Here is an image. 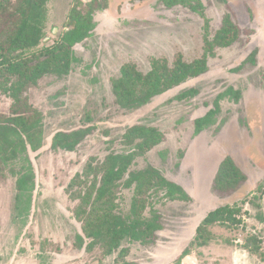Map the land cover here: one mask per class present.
<instances>
[{
  "label": "rangeland",
  "instance_id": "rangeland-1",
  "mask_svg": "<svg viewBox=\"0 0 264 264\" xmlns=\"http://www.w3.org/2000/svg\"><path fill=\"white\" fill-rule=\"evenodd\" d=\"M88 1L48 0L38 46L59 40L70 27V8L77 3L83 8ZM199 3V11H193L167 8L160 0H107L105 9L93 13L91 35L73 46L78 59L70 72L45 76L26 92L42 113L43 142L27 152L34 172L29 195L16 198L11 173L0 178V264H264V0ZM225 14L242 32L230 46L203 55L204 39L213 37ZM178 54L186 62L205 56V70L139 108L117 104L112 82L123 64L145 73L155 60L171 63ZM10 104L0 94V113H8ZM203 117L206 122L196 131L195 121ZM133 125L157 128L162 140L137 154L130 170L153 166L190 199L172 200L162 189L152 191L146 210L156 211L161 228L147 244L126 238L104 255L99 245L87 249V239L80 244L81 224L73 217L66 186L88 160L125 152L122 135ZM85 128L89 131L75 150L52 149L56 132ZM225 156L246 177L235 191L213 186ZM115 193L116 210L127 214L133 186L119 183ZM223 205L239 209L240 223L209 226L198 240L207 241L198 246L196 228ZM246 240L252 248L244 247ZM184 250L189 253L181 257Z\"/></svg>",
  "mask_w": 264,
  "mask_h": 264
},
{
  "label": "trees",
  "instance_id": "trees-1",
  "mask_svg": "<svg viewBox=\"0 0 264 264\" xmlns=\"http://www.w3.org/2000/svg\"><path fill=\"white\" fill-rule=\"evenodd\" d=\"M47 1L0 0V94L11 99L8 113H0V178L6 173L16 177L17 199L33 191L34 172L27 152L41 147L44 134L42 113L29 102L26 92L45 76L62 77L70 72L78 59L73 46L91 35L95 26L94 11L107 7V0H89L83 8H79L78 3L73 4L68 14L70 27L53 44L39 47L43 42ZM160 1L167 8L177 5L189 6L193 11L200 8L199 0ZM244 30L247 34L252 33ZM240 32L242 30L230 15L225 14L213 37L204 39L203 55L216 47L230 46ZM203 55L190 62L183 60L180 54L171 63L157 59L145 73L138 71L132 63L123 64L119 76L112 82L117 104L127 110L139 108L153 96L201 74L206 67ZM254 55L252 51L249 57ZM229 92L230 89L222 95ZM206 119L195 121L196 131L203 128ZM88 131L89 128L58 131L52 136L51 147L73 151ZM161 140L162 133L157 128L133 125L122 135L125 152L110 151L102 160L90 159L71 177L66 192L74 202L73 217L81 224L82 235H78L81 245L87 239V249L99 245L103 254L108 255L126 238L147 244L161 228L156 211L146 210L151 192L162 189L163 196L168 199H190L179 185L165 179L153 166L140 170L129 168L137 154L149 150ZM245 178L232 157L225 156L218 164L213 186L220 192L235 191ZM119 183L133 186L127 214L116 210L115 188ZM236 209L223 205L209 211L196 228L197 245L202 246L207 241L205 238L198 240L209 226H237L240 218L235 216L239 211ZM244 247L252 248L250 240L245 241ZM188 253L189 250H184L181 257Z\"/></svg>",
  "mask_w": 264,
  "mask_h": 264
},
{
  "label": "crops",
  "instance_id": "crops-1",
  "mask_svg": "<svg viewBox=\"0 0 264 264\" xmlns=\"http://www.w3.org/2000/svg\"><path fill=\"white\" fill-rule=\"evenodd\" d=\"M263 216V215H262ZM264 217V216H263ZM262 220H264V219H262ZM261 220H259V222H260ZM261 223H264L263 221H261Z\"/></svg>",
  "mask_w": 264,
  "mask_h": 264
}]
</instances>
